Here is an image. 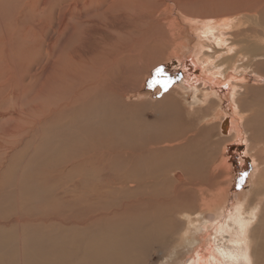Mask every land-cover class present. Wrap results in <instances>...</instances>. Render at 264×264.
Instances as JSON below:
<instances>
[{"label":"rangeland","instance_id":"1","mask_svg":"<svg viewBox=\"0 0 264 264\" xmlns=\"http://www.w3.org/2000/svg\"><path fill=\"white\" fill-rule=\"evenodd\" d=\"M112 1L33 0L29 3L28 8L22 9L21 0H0V264H51L52 262L54 264H70L69 261L71 264L80 262L90 264L88 260L93 261L95 255L91 256L88 249L91 246L97 248L96 241L100 243L104 239L109 240L112 231L113 234L116 232L115 237L120 238L117 240L112 237L113 241L107 244L110 246L114 244L112 248H115L111 249L110 246H107L109 247L108 251H111L108 253L109 257L112 256V253H119L123 249L126 261L129 260L128 264H197L196 255L198 254H205L209 264H221V262H223L222 264L225 262L245 264L241 249L245 245L243 243L235 245L230 240L229 232L233 231L235 236L239 229L229 219L236 215L237 202H240L238 210H241V206L246 204L249 198L255 210L263 205L264 195L261 193L264 190V178L258 182V187H256L254 181L259 175L257 170L251 164L244 166L242 163L241 157L245 155L243 130L239 134L241 140L237 141L234 137L231 139L226 137L228 133L223 134V137L216 130L210 129L212 126L219 125L220 118L225 116H230L232 120L236 119L240 122L238 116L230 111H233V107L227 100L228 98H225L226 94L220 92L221 101L214 97L219 91V85H214L213 93L209 99L215 100V103H211L213 106L208 107L207 112L211 114H207L203 109V113L200 112L202 118L199 117L195 120L196 126L190 125L192 131L196 128L198 131L201 130L198 135L201 140L196 144L191 140L187 141L184 154L202 157L204 160L202 162L203 170L199 171L197 168L194 170L195 172L191 170L190 163H184L190 170L187 172L189 176L196 177L194 183L192 177H190V182L186 181L184 177L186 170L181 166L180 168L176 163L179 160L176 157V150L170 151L169 148L168 151L159 153L158 157L156 154L138 158L134 156L132 159L133 156L126 158L123 155L132 146L144 150L153 141L159 142L158 137L163 132L162 128L170 130L173 122L178 121V116L183 114L187 121V117L191 116L192 112L205 106L200 99H197L201 93L194 89L195 85L200 83L199 77V80L197 78L196 81L191 80L192 75L186 76L187 70L183 67L190 63L191 58L193 62H196V64L194 63L195 67L192 68L191 64L186 66L188 68L190 66L193 73H196L197 69L201 71L203 65L197 63V58L201 56L202 50L209 52L212 48L204 49L199 46L200 44L205 42V44L215 46V41L220 40L223 33L222 39H228L233 52L250 44L248 47L252 48V57L261 55L262 51L258 50L260 49L258 45L260 42H264V10L258 13L255 18L252 16L251 10L255 6L256 0H196V2L179 0V3H176L177 0H159L155 14L156 22L159 23L156 38L160 40L165 36L168 40L167 48L173 46V49L163 50L157 47L155 50L160 55H152L149 58V61H152L142 67L128 65L125 73H122L121 67L110 73L107 72L102 80L104 83L107 82L108 86L112 85L108 88L113 90L114 86V91L123 93L119 96L120 101L113 98L112 94L114 93L112 92L109 95V93L103 92L102 94L101 91L95 90L93 92L98 94L95 93L94 96L84 95L73 99L78 91L76 85L84 82H78L77 79L87 77L86 79L90 80L93 76H97L96 73L102 71L104 60L102 61L97 56L110 55L114 44L124 45L128 42L124 35L110 40V24L124 23L129 20L127 17L132 16L128 13L120 14L114 9L115 7L110 6ZM143 1L145 0H136L135 5L146 9L142 4ZM96 13H99L98 17L94 16ZM244 15L252 18H244ZM229 16L230 19H228ZM244 22L245 25H243ZM252 27L257 28L259 32L257 29L254 31ZM251 33H254L253 36ZM243 35L244 37H242ZM170 38L171 40L175 38V41H170ZM96 41L104 42L101 44ZM228 43L225 42L222 45V42L219 41L222 48H226ZM231 53L229 51V55ZM159 56L162 58H157ZM77 61L81 63L78 70L75 65ZM260 67L264 68V65ZM238 71L244 74L241 78L250 79L247 74L248 70L239 69ZM206 74L212 77L208 73ZM122 75H125L124 80L121 78ZM197 75L200 76V74ZM260 75L264 76V69H260ZM218 78L222 81L221 77ZM74 81H76V85ZM252 82L250 81V83ZM105 85L103 84V87ZM165 96L176 100L170 110L159 108V101ZM241 103L240 109L243 113L253 114V119L248 126L253 131L252 139L256 141V145L261 141L264 142V86L249 88L247 98L243 95ZM178 113L179 115L176 117ZM246 113L245 115H247ZM119 120L121 121L119 122ZM197 121H199L198 126ZM227 121H230V118H227ZM163 125L164 127H162ZM188 126L185 127L189 128ZM211 131L212 134H210ZM211 144L218 147L214 145L215 147L212 148ZM180 153L183 152L178 150L177 154ZM76 158L82 160L78 159L77 161ZM95 159L97 164L100 163L99 165L95 163ZM70 161H74L76 164L80 161L85 164L75 165L78 167L76 169L70 167ZM181 161L180 164L183 163ZM223 163L227 164L223 166ZM168 165L171 167L170 169L166 167ZM139 166L145 172L138 168ZM165 167L169 170H166ZM141 172H144L142 173L144 178L139 177ZM146 172L152 173L147 175ZM135 173L139 175L134 176ZM176 173L182 175V181H176L173 178ZM115 174L116 176H114ZM125 174L134 176L136 179L139 177L141 181L143 180L140 183L141 186L130 183L132 188L130 190L123 183L121 184L122 181L117 184L115 189L113 185H109L113 181V177L120 180ZM72 180L73 182H70ZM170 180L171 182H169ZM81 181L84 182L82 187L80 186ZM118 185L120 186L118 187ZM170 185V191L166 190L165 187ZM175 185H181V188L178 192L172 193ZM121 186L126 188L121 190ZM255 187L260 192L256 191ZM110 188L114 190H110ZM220 188L224 192L222 195L215 192ZM135 189L138 191L136 192ZM132 191L133 193H131ZM131 194H134V197ZM200 196L206 198L203 202L204 206H202ZM219 196L221 197L219 198ZM222 198L224 199L222 200ZM140 200L152 202L150 205L152 208L144 209L142 206L144 204ZM128 201L134 207L131 206L129 211L125 210ZM137 204L139 209H137ZM121 207L124 208L122 212H120L123 209ZM164 207L166 209H160ZM223 207L226 209H222ZM171 208L175 218L181 219V224L174 228L173 239L164 243L160 239L162 230L159 228L156 230L155 227L160 225V221L162 224L164 223L163 218L168 217ZM140 209L141 212L142 209L145 212L143 211L142 214ZM147 210L148 212H146ZM221 210H223V214H221ZM110 211L112 215H110ZM112 211L117 212L113 214ZM133 212L137 213L132 214ZM89 215L92 219H89ZM215 215L218 216L216 221L211 224L206 222L212 221ZM121 217L125 219H120ZM133 217H137L139 222ZM243 217L245 222L249 218ZM127 218L132 220H130L131 223ZM81 219L83 222L80 223ZM105 219L108 221L106 222ZM89 220L94 222L89 224ZM75 221L78 222L75 223ZM151 222L152 224H150ZM74 224L76 225L74 226ZM262 225L264 226V217ZM116 228L118 229L116 230ZM222 229L227 231L222 232ZM137 231L141 237L137 235ZM132 232L138 236L139 241L130 239ZM68 235L71 237L74 235L73 237L76 236L77 239L75 237V240H72L73 237ZM125 237L128 239L126 240ZM68 239L73 242L67 241ZM114 239L116 243H114ZM149 239L150 242L146 243L145 241H149ZM65 241L67 244L64 243ZM68 242L70 243L68 244ZM124 242L129 243L127 245ZM111 243L113 244L111 245ZM138 244L141 245L138 246ZM53 245L56 249L53 248ZM146 245L147 247H144ZM58 246L61 247L60 250ZM103 246L102 249L107 250V248L105 249L106 244ZM125 247H129V249L125 251ZM209 247L212 249H210V254L207 251ZM48 248L56 251L53 257L46 256ZM59 251L63 252L65 257H67L66 254H72V256L61 259L57 253ZM93 251L95 250H91V252ZM225 251L235 257L231 261L224 260L222 253ZM235 252L238 254L237 256ZM132 255L136 257L132 258ZM99 258L98 264H104V257ZM119 263L116 261L115 264Z\"/></svg>","mask_w":264,"mask_h":264},{"label":"bare ground","instance_id":"2","mask_svg":"<svg viewBox=\"0 0 264 264\" xmlns=\"http://www.w3.org/2000/svg\"><path fill=\"white\" fill-rule=\"evenodd\" d=\"M31 1H33V0H26L25 2H24V0H21V7H22V9L23 8H28L29 7V3L31 2ZM183 1V0H182ZM191 1H195L196 2V0H190L189 2H191ZM200 1V0H199ZM202 1V0H201ZM207 1V0H206ZM227 1H229V0H227ZM227 1H225V2H227ZM224 2V3H225ZM176 3H179V0H177L176 1ZM218 3V2H217ZM223 3V2H222ZM229 3V2H228ZM235 3V2H234ZM87 3H86V1H85V5H86ZM136 4V0H124V1H121V0H113L112 2H111V4H110V6H113V7H115L114 9L115 10H117L120 14L122 13V14H124V13H128V14H132V16H129V17H127V19H129L128 21H126V22H124V23H121V24H115V23H111L110 24V28H109V37H110V40H112L111 38H119V36H121V35H124L127 39H128V42H126V44H124V45H120V44H114V47L112 48V52H111V54L110 55H107V56H105V55H101V56H97V58H100V59H102V61L104 60V64H103V62H102V64H103V66L101 67V69H102V71L100 72V73H96V75L97 76H93V78H91L90 80H88V79H86L87 77H84L83 79L82 78H80V79H77L76 81H78V82H83L82 84H80V85H76V81H74V84L78 87V91H77V93H76V96L73 98V99H75V98H77L78 96H84V95H88V96H94V94L95 93H97L98 91H101V93L103 94V92L105 93V94H108L109 93V95L111 94V92L112 93H114V94H112V96H113V98H115V99H117V100H119L120 101V99H119V96L120 95H122L123 93L122 92H117V91H114V86H113V90H112V88L110 89V88H108V87H111L112 85H110V83H109V85L110 86H108V83L106 82V83H104V80H102V78H103V76L107 73V72H112L113 70H117L118 69V67H121L120 69L122 70V73H125V70H126V67L128 66V65H130V67L132 66V67H142L143 65H145V64H147V63H149L150 61H152V60H150L149 61V58L150 57H152V55H155V56H158V55H160V53H158L156 50H155V48H157V47H160V48H162L163 50H166V49H168V50H171V48L173 47H171V48H167L168 46H167V44H168V40H167V38L165 37V36H163L164 38H162V39H157L156 38V34H157V30L159 29V23L158 22H156V17H155V14H156V7H157V5L159 4V0H145V1H143V6L146 8V9H142V8H140L139 6H137V5H135ZM237 4V3H236ZM239 5V4H238ZM244 7V6H243ZM246 8V7H245ZM222 9V8H221ZM249 9V8H248ZM241 10V9H240ZM264 10V0H256V2H255V6L253 7V9L251 10V12H252V16L255 18V16L258 14V13H260L261 11H263ZM239 12H241V11H239ZM246 13H247V11H246ZM98 15H99V13H96V14H94V16L95 17H98ZM232 15V14H231ZM238 15V14H237ZM240 15H241V13H240ZM90 16V15H89ZM239 16V15H238ZM237 16V17H238ZM209 17V16H208ZM233 17V16H232ZM242 17V16H241ZM244 18L246 17V18H252L251 16H246V15H244L243 16ZM242 17V19H244ZM259 17V16H258ZM210 18V17H209ZM260 18V17H259ZM225 19H227V18H225ZM228 19H230V16H229V18ZM248 20V19H247ZM222 22V21H221ZM248 22V21H247ZM259 22H261V21H259ZM251 24H253V23H251ZM256 24V23H255ZM259 24V23H258ZM241 25V24H240ZM243 25H245V22H244V24ZM246 25H247V23H246ZM249 25V24H248ZM261 26V25H260ZM253 28V27H252ZM230 29V28H229ZM246 29V28H245ZM251 29V28H250ZM257 28H253V30L255 31ZM225 31V30H224ZM228 31V30H227ZM239 31H241V30H239ZM257 31H258V29H257ZM257 31H256V33H257ZM251 32H252V30H251ZM259 32V31H258ZM233 33H236V32H233ZM245 34V33H244ZM247 34V33H246ZM252 34V33H251ZM254 34V33H253ZM253 34H252V36H253ZM261 34V33H260ZM172 35V34H171ZM234 36H235V34H233ZM237 36H238V34H236ZM248 35V34H247ZM258 35V34H257ZM123 36V37H124ZM222 36L224 37V34L222 33ZM236 36V37H237ZM256 36V35H255ZM222 37V38H223ZM242 37H244V35L242 36ZM220 39V40H216L215 41V43H216V45L214 46V45H212V46H210V45H208V44H205V42H204V44H200L199 46L200 47H202V48H207V49H209V48H212V50L211 51H204V50H202L203 52H201V56L200 57H198L197 59H198V61L197 60H195V61H197V63H199V64H201V65H203V67H202V69H201V71L199 70V69H197L196 70V73H193V71H191V68H190V66H189V68L186 66L187 64H183L184 66L183 67H185L186 68V72H185V74H186V76H188V77H190L191 75V77H192V79L191 80H195L196 78L198 79V77H199V81H200V83L198 84V85H195V87H194V89H196L199 93H201L200 94V96H198L199 98H197L198 100L200 99L201 101H202V103H203V105H205V106H203V107H200V108H197V110L195 111V112H192V115L191 116H186L187 118H188V120L186 121L185 120V117L183 116V114L182 115H180V116H178L179 115V113L176 115V117L178 116V121H175V123L173 122V126H171L172 128H170V130H167V129H163L162 128V130H163V132H161V135H160V137H158V140H159V142L158 141H153V139H152V143L149 145L148 144V146H146V149H144V150H142V149H138L136 146H132L131 148H129V150H128V152L127 151H125L126 153H125V155H123V156H125L126 158H127V156H133L132 157V159H134V156H136L137 158L139 157V156H145V155H149V156H154V155H156L157 154V157H158V154L159 153H161L162 151H164V152H166L165 150H167L168 151V149L171 151V150H176L175 152H176V157H177V159H179V160H177L176 161V163L178 164V166L180 167H182L184 170H186V172H184L185 173V175H184V177H185V179H186V181H191V178L190 177H192L193 178V183H194V181L196 180V177H193L192 175L191 176H189V174L187 173L188 171H190L188 168H187V164H184V163H190L191 164V170H196L197 168H199V171H201V170H203V168H202V162L204 161L203 160V158L201 159L200 157H195V156H193V155H189V154H187V155H185L184 154V151L186 150L185 148H186V144H187V141H189V140H191V141H193L195 144H196V142L197 141H199V140H201V138H199V133H200V131L201 130H199L198 131V128H196L195 130H193L192 131V129L190 128V125H195L196 126V121L195 120H197V118H199L200 117V112L201 113H203V109L205 110V112H207L209 109H208V107L210 108V107H212L213 106V104H211L212 102H214L213 101V99L212 100H209L210 99V97H211V93H213L212 91H213V89H214V85L216 84V85H219V87L220 88H218V92H217V94L215 95V94H213V95H215L214 97H216L217 98V100H219V101H221V97L219 96V94H220V92L221 93H223V94H226L225 96V98L228 100V101H230V105L233 107V111L232 110H230L231 112H233L234 113V115L236 114L237 116H238V120H240V122H238L236 119H233L232 120V118L230 117V116H225L224 118L223 117H221L220 118V121H219V119H218V121H219V125H217V126H215V127H213L212 126V123H211V128L210 129H212V130H216L218 133H219V135L220 136H223L224 137V135L223 134H226V133H228V136H226V137H230V139L232 138V137H234V139L235 140H237V141H240L241 139H240V137H239V134H241V131L243 130V132H244V139H245V155H244V157H241L242 158V163H244L243 165L244 166H246V165H248V164H251L252 166H254V168L257 170V174H259V175H257L256 176V179H255V186L256 187H258L257 186V184H258V182H260L261 181V179H263L264 178V142L263 141H261L260 143H258L257 145H256V141H254L253 139H252V136H253V131H251L250 129H249V122L253 119V114H247L246 112V114L247 115H245V113H243V111H241V109H240V107H241V100H242V98H243V95H245V98H247V94H248V89L250 88H252V87H262V86H264V76H262V75H260V69H264L263 67H260L261 65H264V47H262V45L264 44V42L263 43H261L260 42V44L258 45V47H260V49H258V50H260V51H262V53H261V55H259V56H257V55H255V56H253L252 57V55H251V53H252V48H250V47H248V46H246V45H244L242 48H240L239 50H237V52L236 51H232V49L230 48V46H229V43H228V39L226 40L225 38L224 39ZM245 38H246V36H245ZM253 38V37H252ZM173 39V38H172ZM242 39V38H241ZM240 39V40H241ZM170 41H175V38L173 39V40H171V38H170ZM219 41H221L222 42V45L223 44H225V42L226 43H228L227 44V46H225L226 48H222V45H219ZM242 41V40H241ZM252 41H253V39H252ZM103 42L104 41H96V43H101V44H103ZM256 42H259V41H256ZM255 42V43H256ZM199 43V42H198ZM200 43H202V42H200ZM234 43H235V41H234ZM237 44V43H236ZM181 45V44H180ZM241 45V44H240ZM171 46V45H170ZM255 46H256V44H255ZM199 47V48H200ZM173 49V48H172ZM210 50V49H209ZM229 51H231L232 53L229 55ZM145 52H147V53H145ZM163 52H165V51H163ZM172 53V52H171ZM165 54V53H164ZM238 55V56H237ZM157 58H162L161 56H159V57H157ZM156 58V59H157ZM190 58V57H189ZM93 60V59H92ZM190 63L189 64H191L192 65V68L193 67H195V64H196V62H193V59H191L190 58ZM244 60H246L245 62H243ZM98 61V60H97ZM187 62H188V60H187ZM96 63H98V62H96ZM195 63V64H194ZM80 61H77V63L75 64L76 66H77V70H78V67L80 66ZM182 64V63H181ZM188 64V65H189ZM219 66H221V67H219ZM129 67V68H130ZM221 69V70H220ZM239 69H242V71H245V70H248V76H250V79H244V78H241V77H243L244 76V74L243 73H241L240 71H238ZM99 70V69H98ZM122 73H120V74H122ZM206 73H208L209 75H211L212 77H210V76H208ZM184 74V73H183ZM197 74H200V76L199 75H197ZM246 75V74H245ZM215 76H218V77H221L222 78V81H220L219 80V78L218 77H215ZM123 80L125 79V75H122V77H121ZM218 78V79H217ZM238 78H240L239 80H238ZM129 79V78H128ZM232 79V80H231ZM193 81H191V82H193ZM196 81V80H195ZM228 81H230V82H228ZM246 81V82H245ZM247 81H248V83H247ZM250 81H253L252 83H250ZM103 84H106L104 87H103ZM194 84H196V83H194ZM185 85V84H184ZM215 85V86H216ZM185 87V86H184ZM93 90H95V91H97V92H93ZM260 90V89H259ZM263 90V89H262ZM254 91V90H253ZM173 92V91H172ZM252 92V91H251ZM174 93V92H173ZM253 93V92H252ZM98 94V93H97ZM175 94V93H174ZM96 96H98V95H96ZM109 97V96H108ZM111 98V97H110ZM122 98V97H121ZM92 99H93V97H92ZM108 99V98H107ZM109 100V99H108ZM246 100V99H245ZM98 101V100H97ZM110 101V100H109ZM118 101V102H119ZM123 101V100H122ZM175 101L176 100H174L172 97H170V96H165V97H163L160 101H159V108L161 109V110H170V109H172L173 107V104L175 103ZM85 102V101H84ZM94 102V101H93ZM96 102V101H95ZM161 102V103H160ZM110 103V102H109ZM113 103V102H112ZM215 103V102H214ZM249 103H250V101H249ZM180 104V103H179ZM211 104V105H210ZM252 104V103H251ZM88 105V104H87ZM112 105V104H111ZM117 105V104H116ZM256 105V104H255ZM170 106V107H169ZM246 106V105H245ZM114 107V106H113ZM115 107H118V106H115ZM247 107V106H246ZM260 107V106H259ZM110 108V107H109ZM242 108H245V107H242ZM114 109V108H113ZM119 110V109H118ZM212 110V109H211ZM244 110V109H243ZM111 112H112V110H111ZM110 112V113H111ZM168 112H170V111H168ZM174 112V111H173ZM113 113V112H112ZM175 113V112H174ZM251 113V112H250ZM114 114V113H113ZM207 114H211V113H209V112H207ZM206 115V114H205ZM221 115V114H220ZM228 115V114H227ZM235 115V116H236ZM264 115V114H263ZM118 116V115H117ZM207 116V115H206ZM213 116V115H212ZM169 117V116H168ZM211 117V116H210ZM209 117V118H210ZM234 117V116H233ZM200 118H202V117H200ZM227 118H230V121H227ZM257 118V117H256ZM120 119V118H119ZM258 119V118H257ZM101 121V120H100ZM121 120H119V122H120ZM103 122V121H102ZM123 122V121H122ZM135 122V121H134ZM217 122V121H216ZM197 126L199 125V121H197ZM255 123V122H254ZM119 124V123H118ZM133 125V124H132ZM154 125H156V124H154ZM158 126H159V124H157ZM188 126L189 128H186L185 126ZM253 125V124H252ZM126 126H128V125H126ZM168 126V125H167ZM260 126V125H259ZM129 127V126H128ZM136 127V126H135ZM134 127V129L136 130V128ZM162 127H164V125L162 126ZM125 128V127H124ZM139 129H140V127H138ZM161 128V127H160ZM162 130H160V131H162ZM254 130V129H253ZM137 131V130H136ZM140 131H141V129H140ZM140 131H139V133H140ZM153 131V130H152ZM164 131H166V132H164ZM168 131V132H167ZM206 131V130H205ZM256 131V130H255ZM154 132V131H153ZM209 132V131H208ZM119 133V132H118ZM137 133H138V131H137ZM155 133V132H154ZM207 133V132H206ZM217 133V134H218ZM124 134H125V132H124ZM132 134V133H131ZM141 134V133H140ZM142 134H144V133H142ZM210 134H212V131L210 132ZM129 135V134H128ZM128 135H126V136H128ZM209 135V134H208ZM242 136V135H241ZM256 136V135H255ZM125 137V136H124ZM129 137V136H128ZM235 137H237V138H235ZM152 138V137H151ZM142 139V138H141ZM151 140V139H150ZM222 140V139H221ZM234 140V141H235ZM203 141V140H202ZM151 142V141H150ZM149 142V143H150ZM219 142V141H218ZM212 143V142H211ZM217 143V142H216ZM215 143V144H216ZM233 143V142H232ZM138 144H139V142H138ZM137 144V145H138ZM161 144H164V145H161ZM207 144V143H206ZM214 144V145H215ZM225 144H227V143H225ZM120 145V144H119ZM127 145V144H126ZM213 145V146H214ZM139 146V145H138ZM153 146V147H152ZM207 146V145H206ZM211 146H212V144H211ZM213 146H212V148H213ZM216 146V145H215ZM214 146V147H215ZM233 146V145H232ZM123 147V146H122ZM140 147V146H139ZM216 147H218V146H216ZM192 148H195V147H192ZM119 149V148H118ZM210 149H211V147H210ZM120 150V149H119ZM124 150V149H123ZM123 150H122V152H123ZM126 150V149H125ZM178 150H180L181 152H183V153H180V154H177V151ZM214 150V149H213ZM111 151V150H110ZM210 151V150H209ZM120 152V151H119ZM122 152H121V154H122ZM174 152V153H175ZM120 154V155H121ZM243 154V153H242ZM115 155V154H114ZM214 156V155H213ZM234 156V155H233ZM111 157V156H110ZM160 157H161V155H160ZM159 157V158H160ZM85 158V157H84ZM83 158V159H84ZM88 158V157H87ZM92 158V157H91ZM130 158V157H129ZM137 158H135V159H137ZM154 158V157H153ZM77 159V158H76ZM78 159H80V158H78ZM78 159H77V161H78ZM89 159V158H88ZM94 159V158H93ZM93 159H92V161H93ZM112 159V158H111ZM125 159V158H124ZM149 159V158H148ZM216 159V158H215ZM74 160V159H73ZM82 159H80V161H81ZM109 160H110V158H109ZM113 161H114V159H112ZM115 160H116V158H115ZM125 160H127L128 161V159H125ZM147 160V159H146ZM180 160H182L181 162H183V163H179L180 162ZM217 160V159H216ZM223 160H224V158H223ZM75 161V160H74ZM74 161H70V167L72 168V167H74V168H76L75 167V165H79L80 163H82V164H85V163H83V162H78L77 164H76V162H74ZM84 161V160H83ZM86 161V160H85ZM84 161V162H85ZM118 161H120L121 162V160H118ZM134 161V160H133ZM137 161V160H136ZM218 161V160H217ZM216 161V162H217ZM225 161V160H224ZM89 162H91V161H89ZM110 162V161H109ZM126 162V161H125ZM155 162H157V161H155ZM170 162H171V160H170ZM95 163H96V159H95ZM111 163V162H110ZM132 163V162H131ZM159 163V162H158ZM157 163V164H158ZM212 163V162H211ZM97 164V163H96ZM100 164V163H99ZM99 164H97V165H99ZM103 164V163H102ZM105 164H107V163H105ZM104 164V165H105ZM140 164H142L141 163V161H140ZM153 164H155L154 162H153ZM189 164V165H190ZM201 164V165H200ZM224 164H227V163H223V166H224ZM86 165H88V166H90L89 164H87L86 163ZM92 166V165H91ZM113 166H116V165H113ZM130 166V165H129ZM146 166V165H145ZM154 166V165H153ZM225 166H227V165H225ZM85 167V166H84ZM93 167V166H92ZM99 167V166H98ZM102 167V166H101ZM108 167V166H107ZM110 167V166H109ZM135 167V166H134ZM164 167V166H163ZM166 167H169V165L168 166H166ZM165 167V168H166ZM180 167V168H181ZM221 167H222V164H221ZM78 168V167H77ZM76 168V169H77ZM103 168H104V166H103ZM138 168H140V169H142V167L141 166H139ZM171 167H169V169H170ZM174 169H175V167H173ZM178 168V167H177ZM80 169V168H79ZM78 169V170H79ZM100 169H102V168H100ZM106 169V168H105ZM139 169V170H140ZM147 169H148V167H147ZM161 169V168H160ZM168 168H166V170H169ZM174 169H171V170H174ZM182 169V170H183ZM224 169V168H223ZM71 170V169H70ZM89 170V169H88ZM108 170V169H107ZM109 170H111V169H109ZM138 170V172H140ZM143 170V169H142ZM150 170V169H149ZM152 170V169H151ZM178 170H179V168H178ZM181 170V171H182ZM206 170H207V168H206ZM225 170V169H224ZM81 171V170H80ZM90 171V170H89ZM98 171H100V170H98ZM102 171H103V169H102ZM115 171H117V170H115ZM144 171V170H143ZM158 171V170H157ZM180 171V172H181ZM92 172V171H91ZM93 172H95L96 173V171H94L93 170ZM92 172V173H93ZM107 172V171H106ZM111 172H112V170H111ZM121 172V171H120ZM145 172V171H144ZM144 172H141V175H139V177L141 176V177H143L142 176V173H144ZM154 172V171H153ZM195 172V171H194ZM78 173H79V171H78ZM77 173V174H78ZM81 173V172H80ZM83 173V172H82ZM147 173V175H151V173L152 172H150V174L148 173V172H146ZM192 173V172H191ZM76 174V173H75ZM76 174V175H77ZM100 174V173H99ZM103 174V173H102ZM110 174V173H109ZM133 174V173H132ZM79 175V174H78ZM83 175V174H82ZM89 175V174H88ZM111 175H112V173H111ZM118 175V174H117ZM129 175V174H128ZM126 176V174H125V176H123V178H120V180H117L116 178H112L111 176V178H112V182L109 184V185H113L112 187L115 189V188H117V184L120 182V181H122L121 182V184L123 183L124 184V186H126L127 187V189H132L131 188V185H130V183H132V184H135L136 186H141V182H143V180L141 181V179H139V177H138V179H136V178H134V176L135 175H137L136 173L134 174V176ZM137 175V176H138ZM86 176H87V174H86ZM91 176H92V174H91ZM113 176V175H112ZM114 176H116V174L114 175ZM120 176V175H119ZM167 176V175H166ZM89 177V176H88ZM88 177H86V178H88ZM94 177V176H93ZM157 177V176H156ZM155 177V178H156ZM74 178V177H73ZM91 178V177H90ZM90 178H88V179H90ZM104 178V177H103ZM144 178V177H143ZM149 178H150V176H149ZM170 178V177H169ZM176 181H182V175L180 174V173H176L175 175H174V177H173ZM219 178V175H218V177H217V179ZM226 178V177H225ZM77 179V178H76ZM76 179H75V181H76ZM79 179H80V177H79ZM81 179H82V177H81ZM224 179V178H223ZM105 180V179H104ZM103 180V181H104ZM139 180V181H138ZM145 180V179H144ZM150 180V179H149ZM152 180H153V178H152ZM158 180V179H157ZM224 180H227V179H224ZM88 181V180H87ZM86 181V182H87ZM102 181V182H103ZM110 181V180H109ZM70 182H73V180L72 181H70ZM151 182V181H150ZM153 182V181H152ZM151 182V183H152ZM169 182H171V180L169 181ZM173 182H175V181H173ZM225 182V181H224ZM154 183H156L155 181H154ZM158 183V182H157ZM217 183H219V182H217ZM221 183V182H220ZM83 184H84V182L83 181H81L80 182V186L82 187L83 186ZM105 184V183H104ZM120 184V185H121ZM149 184V183H148ZM222 184V183H221ZM226 184V183H225ZM120 185H118V187L120 186ZM150 186H151V184H149ZM189 185H191V184H189ZM88 186V185H87ZM95 186V185H94ZM116 186V187H115ZM124 186H121L120 187V189L122 190V188H126V187H124ZM135 186V187H136ZM156 186H157V184H156ZM181 185H175L174 187H173V189H172V193L174 192H178L179 191V189L181 188L180 187ZM226 186V185H225ZM228 186V185H227ZM64 187V186H63ZM71 187V186H70ZM110 187V186H109ZM133 187V186H132ZM190 187V186H189ZM256 187H255V190L256 191H259V190H257L256 189ZM69 188V187H68ZM71 188H73V187H71ZM103 188V187H102ZM104 188H106V187H104ZM155 188V187H154ZM217 188V187H216ZM218 188H219V185H218ZM225 188V187H224ZM65 189V188H64ZM75 189V188H74ZM112 188H110V190H111ZM114 189H112V190H114ZM119 189V188H118ZM117 189V190H118ZM142 189V188H141ZM165 189L166 190H169L170 191V189H171V185L169 186V187H165ZM184 189V188H183ZM136 190V189H135ZM218 190V189H217ZM73 191V190H72ZM71 191V192H72ZM77 191V190H76ZM101 191L103 192V190L101 189ZM106 191V190H105ZM126 191H128V190H126ZM134 191V190H133ZM133 191L131 192V193H133ZM138 191V189L136 190V192ZM148 192H149V190H147ZM262 191V190H261ZM70 192V193H71ZM110 192V191H109ZM144 192V191H143ZM157 192V191H156ZM166 192H168V191H166ZM181 192H182V190H181ZM216 193L218 192V195H222V194H224V192H223V190L220 188V190L219 191H215ZM260 192V191H259ZM67 193H68V191H67ZM140 194H141V192H139ZM138 193V194H139ZM150 193V192H149ZM153 193H154V191H153ZM164 193V192H163ZM170 193V192H169ZM186 193V192H185ZM256 193V195H257V192H255ZM72 194V193H71ZM165 194V193H164ZM163 194V195H164ZM180 194V193H179ZM178 194V195H179ZM261 194H263L264 195V190L262 191V193ZM128 195V194H127ZM126 195V196H127ZM132 196L134 195V194H131ZM155 195H157V194H155ZM185 195H189V194H185ZM201 195H202V193H201ZM214 195H215V193H214ZM67 196H68V194H67ZM69 196H71L70 194H69ZM76 196V195H75ZM75 196H73V197H75ZM129 196V195H128ZM139 196V195H138ZM141 196V195H140ZM145 196V195H144ZM181 196V195H180ZM184 196V195H183ZM65 197H66V195H65ZM72 197V196H71ZM129 197H131V196H129ZM134 197V196H133ZM135 197H137L136 195H135ZM142 197V196H141ZM153 197H154V195H153ZM186 197V196H185ZM185 197H184V199H185ZM201 197V202H202V206H204V203L203 202H205V200H206V198L204 197L203 198V196H200ZM216 197V196H215ZM218 197V196H217ZM221 196H219V198H220ZM238 196L236 195V198H237ZM126 198H128V197H126ZM168 198V197H167ZM175 198V197H174ZM181 198V197H180ZM183 198V197H182ZM77 199H78V197H77ZM76 199V200H77ZM130 199H132V198H130ZM155 199H159V198H155ZM173 199V198H172ZM187 199H188V197H187ZM224 198H222V200H223ZM135 200H137V199H135ZM139 200V199H138ZM149 200V199H148ZM148 200H140L141 201V203L142 204H144V205H146V206H144V205H142L143 207H144V209L145 208H149V207H151L152 208V206H150L151 205V203L152 202H150V203H148ZM151 200V199H150ZM176 200V199H175ZM238 200V199H237ZM249 200H250V198H249ZM248 200V202L246 203V204H244V205H242L241 206V210H238V209H240V202H237V208H236V215L233 217V218H231V219H229V220H231L235 225H237V227H238V229H239V232L238 233H236V235L234 236L233 235V231H230L229 232V234H231L230 235V240L235 244V245H242L241 243H243L244 245H245V247L244 248H242L241 246H239V247H241V249L243 250V257H244V263L245 264H264V226L262 225V218L264 217V214H263V211H264V203H263V205L262 206H260V208H258L257 210H255L253 207H254V205H253V207H252V203H251V201H249ZM73 201H75V200H73ZM124 201V200H123ZM127 200H125L124 202H126ZM161 201V200H160ZM219 201H221V200H219ZM236 201V200H235ZM130 201H128V204H127V208H125V210H128V209H130L131 208V206L133 205L132 203H129ZM136 203H138L137 201H135ZM222 202V201H221ZM135 203V204H136ZM140 203V202H139ZM154 203V202H153ZM215 203V202H214ZM223 203V202H222ZM165 204V203H164ZM232 204V203H231ZM124 205V203L122 204V206ZM216 205H218V204H216ZM121 206V205H120ZM135 206V205H134ZM139 205L137 204V207H138ZM116 207V206H115ZM133 207V206H132ZM142 207V208H143ZM121 208H123V207H121ZM134 208V207H133ZM132 208V209H133ZM212 208V207H211ZM228 208V207H227ZM118 209H120V208H118ZM137 209H139V207L137 208ZM155 209V208H154ZM153 209V210H154ZM161 210L162 209H166V207H164V208H160ZM169 209V208H168ZM214 209V208H213ZM222 209H226L225 207H223ZM116 210V209H115ZM124 210V208L123 209H121V211L120 212H122ZM149 210V209H148ZM148 210L146 211V212H148ZM210 210H212V209H210ZM129 211V210H128ZM128 211H127V213H128ZM140 212H141V209L139 210ZM144 210L142 209V212H143ZM150 211V210H149ZM155 211V210H154ZM153 211V212H154ZM158 211V210H157ZM168 211V210H167ZM170 211V210H169ZM174 211V210H173ZM176 211V210H175ZM113 212V211H112ZM115 212H117V211H115ZM115 212H113V214L115 213ZM137 212H138V210H137ZM136 212V213H137ZM140 212H138V213H140ZM141 212V213H142ZM145 212V211H144ZM182 212V211H181ZM130 213V212H129ZM135 212H133L132 214H136ZM151 213V212H150ZM157 213V212H156ZM169 213V212H168ZM262 214V216H261V214ZM109 214V213H108ZM143 214V213H142ZM194 214V213H193ZM221 214H223V210H221ZM96 215V214H95ZM105 215H106V213H105ZM110 215H112L111 214V211H110ZM110 215H108V216H110ZM121 215V214H120ZM123 215V214H122ZM145 215H147V214H145ZM162 215V214H161ZM177 215V214H176ZM188 215V214H187ZM126 216V215H125ZM132 216V215H131ZM149 216V215H148ZM154 216V215H153ZM178 216H180V215H178ZM243 216H245V217H249V218H247V221L245 222L244 221V217ZM88 217H90L89 219H92L91 218V216L89 215ZM87 217V218H88ZM99 217V216H98ZM100 217H102V216H100ZM115 217V216H114ZM163 217V216H162ZM94 218H95V216H94ZM107 218V217H106ZM113 218V217H112ZM123 217H121L120 219H122ZM130 218V217H129ZM135 220H138L137 219V217H133ZM142 218V217H141ZM155 218V217H154ZM179 218V217H178ZM218 218V216L217 215H215V218L212 220V221H206V222H210V224L213 222V221H216V219ZM96 219V218H95ZM115 219H116V217H115ZM123 219H125V218H123ZM140 219V218H139ZM158 219V218H157ZM56 220V219H55ZM82 220V219H81ZM83 220H84V218H83ZM83 220L82 221H80V223L81 222H83ZM106 220V219H105ZM117 220H118V218H117ZM127 220H129V223H131V219H128L127 218ZM131 220V221H130ZM141 220V219H140ZM181 220V219H180ZM180 220H177L176 218H175V216H174V212H172V208H171V211H170V213H169V215H168V217H165V219L163 218V224H162V222L160 221V219H159V221H160V227L159 226H156L155 227V229L157 230V228H159V230H162V232H161V234L160 235H162V237L160 238V236H158L161 240H162V242H164V243H167V242H169L170 240H172L173 238H172V235H174L173 234V232H174V228L175 227H177L178 225H180L181 224V221ZM251 220H253V222L255 221V224H253V222H251ZM85 221V220H84ZM100 221V220H99ZM108 220H106V222H107ZM119 221V220H118ZM120 221H122V220H120ZM124 221V220H123ZM143 221V220H142ZM146 221V220H145ZM147 221L149 222V220L147 219ZM153 221H155V220H153ZM157 221V220H156ZM76 222H78V221H75V223ZM89 224H91V222H94L93 220L92 221H90L89 220ZM96 222V221H95ZM110 222V221H109ZM138 222H139V220H138ZM73 223V222H72ZM71 223V225L73 226V224ZM97 223V222H96ZM111 223V222H110ZM117 223H119V222H117ZM122 223V222H121ZM126 223V222H125ZM127 223H128V221H127ZM143 223H145L144 221H143ZM147 223V222H146ZM78 224V223H77ZM84 224V223H83ZM105 224V223H104ZM140 224V223H139ZM150 224H152V222L150 223ZM157 224V223H156ZM221 224V223H220ZM65 225H68L69 226V224H66L65 223ZM76 224H74V226H75ZM136 225H138L137 223H136ZM136 225H133V226H136ZM77 226H79V225H77ZM80 226H81V224H80ZM83 226V225H82ZM85 226H87V225H85ZM88 226H90V225H88ZM93 226V225H92ZM130 226V225H129ZM67 227V226H66ZM84 227V226H83ZM82 227V228H83ZM149 227H150V225H149ZM75 228H77V227H75ZM137 228V227H136ZM118 228H116V230H117ZM122 229V228H121ZM148 229H150V228H148ZM155 229H153V230H155ZM177 229V228H176ZM217 229V228H216ZM125 230V229H124ZM133 231H135L134 229H132ZM112 231V230H111ZM110 231V232H111ZM126 231V230H125ZM147 231V230H146ZM222 232H226L227 230L226 229H222L221 230ZM109 232V233H110ZM121 232V231H120ZM127 232V231H126ZM131 232V231H130ZM217 232H218V230H217ZM107 233V232H106ZM108 233V234H109ZM116 233V232H115ZM115 233L113 234V231H112V233H110V237H109V240H103L102 242H100L101 240H100V237H99V242L100 243H97V241L95 242L96 244H97V248H95V246H91V248L90 249H88V251H89V253H90V255L91 256H93V255H95V258H94V260L93 261H90V260H88V263H90V264H98V258L99 257H104V261H105V263L104 264H115L116 263V261L117 262H120L119 264H128V261L129 260H127L126 261V258L124 257V253L122 252V250H121V252L119 251V253H112L111 255L112 256H110L109 257V255L110 254H108L109 252H111V251H108L109 250V247H107V246H110V245H107L109 242H112L113 240H111V238L112 237H115L114 235H115ZM128 233V232H127ZM157 233V232H156ZM123 234V233H122ZM126 234V233H125ZM124 234V235H125ZM132 234V238H130L131 240L132 239H138L137 237L138 236H140L141 237V234L140 233H138V231H137V235L138 236H135V234L132 232L131 233ZM149 234V233H148ZM147 234V235H148ZM152 234V233H151ZM176 234H177V232H176ZM90 235V234H89ZM92 235V234H91ZM105 235V234H104ZM154 235V234H153ZM68 236H70V235H68ZM74 236V235H73ZM72 236V237H73ZM96 236H98V235H96ZM100 236V235H99ZM109 236V235H108ZM118 236V235H117ZM142 236H143V234H142ZM157 236V235H156ZM182 236V235H181ZM71 237V236H70ZM71 237V238H72ZM76 237V236H75ZM75 237H73V239L72 240H75ZM79 237H81V236H79ZM93 238L95 237L94 235L92 236ZM91 237V238H92ZM127 237V236H126ZM125 237V238H126ZM129 237H131V236H129ZM91 238H89V239H91ZM120 237H115V239H119ZM148 238H149V236H148ZM172 238V239H171ZM76 239H77V237H76ZM81 239V238H80ZM86 239V238H85ZM115 239H114V241H115ZM128 238H126V240H127ZM143 239V238H142ZM70 241V239H68L67 241H70V242H73V241ZM158 240V239H157ZM77 241V240H76ZM119 241H121V240H119ZM137 241H139V239L137 240ZM70 242H68V244L70 243ZM91 242H92V240H91ZM134 242V241H133ZM135 242H136V240H135ZM135 242H134V244H135ZM142 242H144V241H142ZM142 242H140V243H142ZM146 243L148 242H150V239H149V241H145ZM64 243H66V241L64 242ZM63 243V244H64ZM106 244V247H105V249L107 248V250H103L102 248L104 247L103 245H105ZM114 243H116V241L114 242ZM124 243H127V245H128V243L129 242H124ZM131 243V242H130ZM136 243H138V242H136ZM67 244V243H66ZM74 244V243H73ZM94 244V243H93ZM110 244V243H109ZM113 243H111V245H112ZM55 245V244H54ZM53 245V246H54ZM132 245V244H131ZM131 245H129V246H131ZM141 244H138V246H140ZM145 245V244H144ZM149 245V244H148ZM153 245V244H152ZM202 245V244H201ZM113 246H114V244H113ZM113 246H110L111 247V249H115V248H112ZM117 246V245H116ZM120 245H118L117 247H119ZM59 247V246H58ZM70 247H72L71 245H70ZM144 247H147V245L146 246H144ZM54 249H56L55 248V246L53 247ZM60 248L61 247H59V250H60ZM73 248V247H72ZM122 248V247H121ZM126 248V247H125ZM234 248V247H233ZM51 249H52V247H51ZM51 249H47V253H46V256L47 257H53V255L55 254V250H51ZM69 249V248H68ZM74 249V248H73ZM120 249V248H119ZM127 249H129V247H127L126 249H125V251H127ZM133 250H135L136 249V247H135V249L134 248H132ZM139 249V248H138ZM202 249V248H201ZM210 249H211V247H209V249L207 250L209 253L208 254H210ZM214 249V248H213ZM50 250V251H49ZM86 250V249H85ZM91 250H95V251H93V252H91ZM212 250V249H211ZM216 250H217V248H216ZM62 251V250H61ZM81 251V250H80ZM124 251V252H125ZM143 251V250H142ZM220 251V250H219ZM52 252V253H51ZM69 252V251H68ZM58 253V255H59V258H61L62 259V257H64V258H69L70 256H72V254H66V256L67 257H65V254L63 253V252H57ZM88 253V252H87ZM107 253V254H106ZM199 253V252H198ZM236 253V252H235ZM85 254V253H84ZM58 255H57V257H58ZM107 255V256H106ZM238 254L236 253V256H237ZM84 256V255H83ZM197 256V264H209L208 263V260H207V258H206V255L204 254H198V255H196ZM56 257V258H57ZM77 257V256H76ZM82 257V256H81ZM134 257H136V256H134V255H132V258H134ZM222 257H223V259L224 260H226V261H231V259L232 258H234L235 256H233V255H231L230 254V252H228V251H225L224 253H222ZM243 257H241V258H243ZM63 258V259H64ZM100 259V258H99ZM137 259V258H136ZM138 259H140V258H138ZM216 259V258H215ZM72 260H74L73 258H72ZM116 260V261H115ZM135 261V260H134ZM238 261V260H237ZM44 262V261H43ZM51 262V261H50ZM76 262V261H75ZM58 263V262H57ZM69 263L71 264V262L69 261ZM223 262H221V264H222ZM51 264H54V262H52ZM66 264V263H65ZM77 264H84V263H82V262H80V263H77ZM225 264H232V263H230V262H225Z\"/></svg>","mask_w":264,"mask_h":264}]
</instances>
